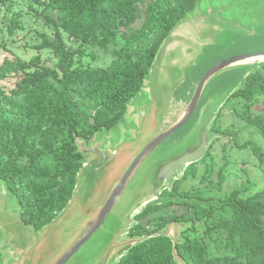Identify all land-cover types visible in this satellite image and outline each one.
Here are the masks:
<instances>
[{
	"label": "trees",
	"instance_id": "1",
	"mask_svg": "<svg viewBox=\"0 0 264 264\" xmlns=\"http://www.w3.org/2000/svg\"><path fill=\"white\" fill-rule=\"evenodd\" d=\"M199 1H10L9 23L5 24L7 32L14 34L25 29L28 18L42 16L45 24L52 26L53 38L40 33V42L33 48L37 51L49 49L56 58L52 69L40 65L39 54L24 62L9 56L8 49L0 42V49L6 52L0 60V81L14 78L10 88L0 84V178L6 181L12 197L16 198L25 222L39 229L65 206L81 165L80 154L75 152L73 145L74 135L89 141V135L95 131L111 130L117 125L130 101L140 94L163 39L176 22L193 11ZM139 18L142 23L137 30H122ZM63 33L79 47L71 50L63 41ZM117 39L121 40L120 48L105 69L74 67L73 56L76 54H82L84 50H107L108 45L115 44ZM29 67L33 69L27 70ZM231 99L228 103L235 106L233 115L257 128L264 139V66L253 68ZM105 113L109 116L101 121ZM88 116L93 117L94 122L90 121L86 129L76 127L80 119ZM61 124L69 126L73 133L56 153L52 138ZM233 142L239 146L235 139ZM249 145L259 163L264 162L263 149L255 143L249 142ZM49 153H55L54 172L50 175L40 160ZM208 155L207 149V154L198 162ZM192 164L185 168L182 177L190 174ZM28 175H46L48 178L35 182L28 179ZM223 178L220 170L218 180L213 182L210 178L207 188L221 191ZM178 182L174 180L171 189L163 190L160 196L172 198L178 195ZM243 193L241 188L230 190L228 196L220 201L222 210L228 208L231 211V220L223 221L219 226L228 230L234 254L207 258L201 242L185 236L177 244V251L187 264H264V188L246 197L242 196ZM193 195L200 198L199 193ZM170 201L173 200L161 204ZM182 203L193 209V214L188 217L193 230L196 221L210 214L207 208ZM147 209L150 211L153 207ZM179 220L163 222L155 230L162 229L170 221ZM180 221L189 223L187 219ZM129 234L136 235L135 228ZM117 264H176L172 242L163 235L147 238L133 246Z\"/></svg>",
	"mask_w": 264,
	"mask_h": 264
},
{
	"label": "water",
	"instance_id": "2",
	"mask_svg": "<svg viewBox=\"0 0 264 264\" xmlns=\"http://www.w3.org/2000/svg\"><path fill=\"white\" fill-rule=\"evenodd\" d=\"M245 4L201 0L176 22L129 103L137 118L133 136L105 148L107 134L95 131L89 141L74 135L82 159L71 196L42 227L23 220L0 178V249L6 254L0 264H117L133 246L158 235L170 238L174 262L187 264L177 244L190 223L170 221L144 235L128 232L145 201H178L160 194L207 154L219 136L210 130L219 108L253 68H263L264 49L258 46L264 21L240 18L235 11ZM199 59L209 62L203 70ZM87 248L95 252L88 256Z\"/></svg>",
	"mask_w": 264,
	"mask_h": 264
},
{
	"label": "rangeland",
	"instance_id": "3",
	"mask_svg": "<svg viewBox=\"0 0 264 264\" xmlns=\"http://www.w3.org/2000/svg\"><path fill=\"white\" fill-rule=\"evenodd\" d=\"M10 1L11 0H5L4 2H0V42H3L8 49V55H13L21 61L28 62L35 54H39L41 59L40 65L51 69L55 68L56 58L53 56L51 50L44 49L37 51L33 48L34 44L40 42V33H44L50 39L53 38L52 26H47L42 16L37 18L27 17L26 26L28 29H20L14 32V34H9L5 24L9 23V19L7 18L9 15L8 8H11ZM242 1L246 4L242 8L241 5L237 8L235 11L237 15L242 19L248 16V18L251 17L250 19L256 18L257 22L262 24L261 21H264V0ZM141 23L142 19L139 18L135 22L129 23L126 27H122V30L125 32L137 30ZM25 32L26 34L24 35ZM62 38L71 50L79 47L78 43L72 42L65 33L62 34ZM262 40L263 42L259 44L260 46H258V44L257 46L264 49V37H262ZM115 44H109L107 50H84L82 54H76L73 56L74 67L79 69H105L110 62L115 59L116 52L120 48L121 40L117 39ZM4 54H6V52L0 49V60ZM225 55H228V53H225L224 56ZM197 61L198 66H201V70L205 69L209 64L208 61H205L206 64H203L204 59H199ZM32 69L33 67H29L27 70ZM13 82L14 78L10 77L6 81H0V84L10 88L13 86ZM241 86L242 85H240L238 89ZM236 90H233L211 122L210 130L219 133V138H215L211 141L208 147L209 155L203 161L192 164L189 170L190 174L187 177H182L184 174L183 172L181 176L179 175L180 177L177 176L174 179L179 181L176 188L178 195H174L172 198H179V200L164 204L157 203L155 198L145 201L135 210V215L133 216L134 223L129 229V232L131 229L135 228L136 235H143L155 230L160 224L171 219H187L191 225L181 230V239L188 236L192 240L201 242L204 246L205 256L207 258L232 256L234 254L232 250L233 242L230 240L228 230L223 226H219L221 222L231 220V211L228 208L222 210L220 201L228 196L230 190L236 188L243 189V197L250 196L264 188V162L259 163L258 159L255 158L251 152L249 145V142L255 143L264 151V139L257 128L233 115L235 107L233 105H235V103L231 98ZM230 99L233 105L228 103ZM234 99H237V97ZM236 108H238V106ZM107 116L109 115L106 113L103 114L100 120L103 121ZM136 119V115L132 112L130 104H128L122 119L118 121L114 128L111 130H100L98 132V136L107 134L108 140L104 147L108 148L110 143L117 144L123 138L133 136L134 130L132 124L136 123ZM94 120L95 119L90 116H88L87 119H80V123L77 124L76 127H84V129H86L89 122H94ZM71 131L72 129L66 124H61L56 128V135L52 138L53 148L56 153L60 152L59 146L61 144L71 139L70 135L73 133V131ZM92 135H89V138H91ZM234 139L239 146L234 144ZM54 156L55 153H49L40 159L42 165L44 167L47 166L49 175L54 172ZM78 159L81 160L82 155H80ZM220 170L224 176L221 191L208 189V180L212 178L213 182L217 181L218 172ZM47 178L46 175H28V179H34L35 182H41L47 180ZM172 184L173 182L167 185L169 189H171ZM168 187L166 189H168ZM194 193H199L200 198L195 197L193 195ZM182 201L189 203L190 206L195 205L207 208L210 212L208 217H205L201 221H196L194 230L191 228L193 224L188 220V217L193 214V209L187 208L183 205ZM149 206L153 207L150 211L147 209ZM56 210L57 209L54 211L55 214ZM208 228H210V231H208ZM2 251L3 250L0 249L1 260H3L6 255ZM94 252V248H87L85 250V254L88 256Z\"/></svg>",
	"mask_w": 264,
	"mask_h": 264
}]
</instances>
